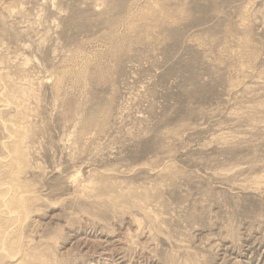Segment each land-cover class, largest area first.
I'll return each mask as SVG.
<instances>
[{"label": "rangeland", "instance_id": "374dc122", "mask_svg": "<svg viewBox=\"0 0 264 264\" xmlns=\"http://www.w3.org/2000/svg\"><path fill=\"white\" fill-rule=\"evenodd\" d=\"M0 264H264V0H0Z\"/></svg>", "mask_w": 264, "mask_h": 264}, {"label": "bare ground", "instance_id": "6f19581e", "mask_svg": "<svg viewBox=\"0 0 264 264\" xmlns=\"http://www.w3.org/2000/svg\"><path fill=\"white\" fill-rule=\"evenodd\" d=\"M152 3V2H151ZM156 9V8H155ZM4 105V104H3ZM1 106H2V104H1ZM7 106V105H6ZM5 106V107H6ZM4 108V107H3ZM2 110V109H1ZM13 149V148H12ZM6 189H8V188H6ZM20 199V198H19ZM8 214V213H7ZM4 215H6V213L4 214ZM10 215V214H9ZM6 217V216H5ZM2 250V249H1ZM111 258V257H110Z\"/></svg>", "mask_w": 264, "mask_h": 264}]
</instances>
